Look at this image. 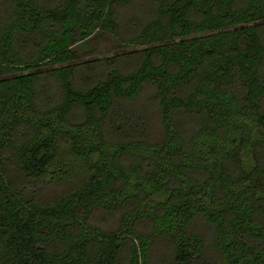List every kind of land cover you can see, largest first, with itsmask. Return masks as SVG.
<instances>
[{"label": "trees", "instance_id": "trees-1", "mask_svg": "<svg viewBox=\"0 0 264 264\" xmlns=\"http://www.w3.org/2000/svg\"><path fill=\"white\" fill-rule=\"evenodd\" d=\"M0 264H264V0H0Z\"/></svg>", "mask_w": 264, "mask_h": 264}, {"label": "rangeland", "instance_id": "rangeland-1", "mask_svg": "<svg viewBox=\"0 0 264 264\" xmlns=\"http://www.w3.org/2000/svg\"><path fill=\"white\" fill-rule=\"evenodd\" d=\"M88 44L85 42H80L74 46V48L79 52L80 60L89 58L88 56H96L98 54L108 55L111 56L115 53V46H116V40L107 34L99 36L96 33H93L91 38L88 40ZM117 47V46H116ZM93 52H89L92 51ZM86 53L88 55H86ZM92 54V55H91ZM60 190H48L47 192L42 193L43 198L45 197H52L54 194L58 193ZM104 214H95L93 216V222L103 228H114L117 227L116 220H107L109 216L107 215V218H104Z\"/></svg>", "mask_w": 264, "mask_h": 264}]
</instances>
